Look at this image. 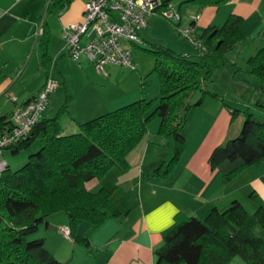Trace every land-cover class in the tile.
I'll return each mask as SVG.
<instances>
[{"label":"trees","instance_id":"1","mask_svg":"<svg viewBox=\"0 0 264 264\" xmlns=\"http://www.w3.org/2000/svg\"><path fill=\"white\" fill-rule=\"evenodd\" d=\"M71 1L49 3L46 12L59 14ZM184 1L203 8L220 7L230 0ZM171 3L172 0H160L156 14L162 15ZM243 21L241 15L231 13L220 26L204 28L195 39L205 49L197 48L193 55L150 42V48L144 49L154 54L152 71L160 83L155 106L153 100L143 96L78 122L79 131L69 134L62 133L59 121L68 110L69 94L53 117L42 114L29 134L8 149L18 153L37 140L40 148L29 155L23 166L11 169L8 165L0 176V264H64L45 246L44 239L35 235L51 214L65 213L71 239L85 247L89 246V235L78 233L81 223L87 222L96 229L110 218L127 215L138 183V178L129 184L122 180L130 170L127 155L147 133L153 118H159L157 134L161 143L156 157L142 164L141 177H167L187 146L184 131L189 112L207 95L225 101L207 85L215 70L229 61L227 52L243 41ZM48 39L49 30L43 28L41 64L49 73L54 60L48 51ZM247 63L249 69L245 73L254 79L247 83L258 92L253 105L257 111H264V47ZM236 67L234 72L241 70ZM196 93L199 95L193 100ZM239 112L231 109V118L235 119ZM243 112L245 117L236 135L231 136L230 132L209 156L212 169L224 161L242 162L225 179L264 161V117L254 116L249 109ZM8 117L0 116V126ZM171 138L172 154L168 151ZM95 178L99 181L97 189H88L87 182ZM174 219V226L161 233L163 242L155 250V264H230L236 256L245 264H264V238L256 230L259 227L264 231V206L248 212L239 200H232L224 208L212 207L204 217L180 212Z\"/></svg>","mask_w":264,"mask_h":264},{"label":"crops","instance_id":"2","mask_svg":"<svg viewBox=\"0 0 264 264\" xmlns=\"http://www.w3.org/2000/svg\"><path fill=\"white\" fill-rule=\"evenodd\" d=\"M57 1L59 0H0V116H9L16 108L31 100L43 87L49 75L58 80L54 72L60 74L65 91L71 96L72 102L70 101L67 111L74 102L75 95L70 89L68 70L57 64V69L50 70L49 73L45 70L46 68L39 67L32 89L18 92L19 96H14L15 101L9 99L14 90L13 87L24 75L20 66L25 59L38 51L41 61L40 37L43 28L49 30L48 51L52 57L53 36L51 25L46 19L48 13L46 9L49 3ZM86 1L72 0L61 13H53L58 17L57 23L62 32L64 26L83 20ZM187 5L186 22L193 30L192 34L195 38L199 37L207 26H220L229 14L235 13L244 18L242 30L247 37L243 43L252 40L250 44L252 51H249L251 52L248 53L249 57L259 48L264 47V0H230L220 7L200 8L195 3ZM152 17L142 28L145 32L149 24H152V20L150 21ZM182 20L181 14L178 24H182ZM141 37L148 42L162 43L154 38L150 39L151 37L148 36L147 38L142 31ZM59 53V57L67 55L65 51H59ZM248 54L241 53L240 59H237L232 52L227 54V57L232 63L238 64L242 72L249 69L240 64L242 56L246 59ZM77 62L79 63V65L76 64L77 69L84 72L87 78L98 73L87 59L81 58ZM243 75L249 78L247 73ZM108 86L106 90L110 92ZM214 92L222 96L225 101L222 102L218 98L207 95L200 105L189 112L188 126L185 129L186 149L167 177H154L150 180L141 177L142 164L156 157L158 145L161 143V137L157 134L159 125L148 128L141 141L128 153L130 170L122 176L124 184H129L133 178H138L137 190L130 200L131 210L127 215L106 220L96 229H91L90 224L81 223L78 233L89 235L88 247L74 242L73 239L65 238L59 232L60 226L68 225L67 215L62 212L51 214L38 226L35 235L41 232L40 236L44 239L45 246L57 259L65 262L64 264H155V250L163 242L159 227L165 223L170 211L168 207H161L166 201H170L179 208V213L197 217H204L212 207L224 208L232 200H239L248 212H254L259 206H264V161L240 169L229 179H225V175L241 166L240 160L224 161L215 169H212L209 163L213 148L221 144L232 132L234 119L231 118V109L240 110L239 114L244 113L245 108L250 110L258 92L253 88L248 98L241 96L237 91L233 94ZM116 95L101 97L99 101L106 108H112L118 104L122 106L142 96L145 97V90L141 93V90L137 88ZM227 100H230L233 106ZM94 109L85 107L77 111L78 113L73 115L76 127L78 122H82L83 118ZM239 127L240 124H237L234 133L239 131ZM168 145L170 149V143ZM149 213H152L148 219L154 229L151 232L145 223V217ZM43 224L45 228L41 230L40 227ZM46 229L49 231L47 232ZM60 235L74 244L65 245ZM235 259L237 258L234 257L231 263ZM236 261H239L236 264H245L244 261Z\"/></svg>","mask_w":264,"mask_h":264},{"label":"rangeland","instance_id":"3","mask_svg":"<svg viewBox=\"0 0 264 264\" xmlns=\"http://www.w3.org/2000/svg\"><path fill=\"white\" fill-rule=\"evenodd\" d=\"M188 3L189 2H186L184 0H172L171 4L173 8L176 11L180 12V14H182L183 22L182 24H179V26L175 25L179 21L173 20L174 23H171L163 15L155 14L153 15L154 17L150 19V21L152 20V24L151 23L149 24V27L147 28L148 29L147 32L141 29L142 33H144L146 37L147 36L151 37L150 39L154 38V40L156 39L157 41H162L163 44L160 43L162 45L167 46L171 44L173 47L171 45L170 46L177 53H183L189 55L195 54L197 51L196 45L192 41L187 39L184 35H182L179 31L180 28H190V26H188L186 22L188 18V12H187ZM153 18L155 19L153 20ZM46 19L51 25L52 36H53V40H52L53 49L51 51L54 61L51 63L50 70L57 69L56 64L59 67L68 70L69 85L71 87L70 89L72 94L74 93L75 95L74 102L69 108V111L62 114L59 120L61 125L63 126L62 129L63 134L75 133L79 131L78 127H76V121L74 120L73 115H75V113H78L77 111L82 110L85 107H91L92 109H94L95 107V109L92 113H89L88 116H85L83 118L84 120L82 121L89 120L93 117H97L103 113H106L117 107H120V105L118 104L116 106H112V108L111 107L106 108L105 106H103V103L99 101L101 97L104 98L110 95H111L110 97H112L118 93H122L128 90H135L139 88L141 90V93L143 90H145L146 99L153 100L154 106L158 103L160 96V83L157 74L152 71L155 63V57L152 52L147 50L148 48H150V42L146 40H141L140 43L132 46L131 49L132 62L135 64L136 69H130L129 67H124L116 64H107L105 66V69L108 70V72L110 73L109 77H103L101 74L96 73L92 77L90 76V78H87L84 72H81L80 70L77 69L76 64L79 65L77 61L73 60L68 55L59 57L60 55L59 51H65V40L62 34L63 32L59 29L60 27L58 26L57 23L58 21L57 15H53V13L48 12L46 15ZM246 37L247 36H245L244 34L243 41L245 40ZM243 41L237 47L227 52V54H232V52H234V57L240 59L241 53L242 54L251 53L249 51H252L250 48V44L252 40L250 42L245 41L246 43H243ZM249 55L250 54H248L246 59H243L244 56H242L243 61L241 60L240 62L241 65L247 68H249L248 63H246ZM235 64H233L229 60L228 62L224 63L219 68H217L215 72L212 74L211 80H209L208 82L207 85L208 89L211 91H220L223 94H228V93L233 94L234 92L237 91L241 96L248 98L250 96L251 91L253 90V87L247 84V81H250L252 79H250L251 77L248 78L246 75H243L246 74L245 70L242 72L241 70H237L234 72L235 67L238 65ZM39 67L45 68L41 64V61L39 60L38 51H36V54L34 53L32 56L29 55L25 59L23 64L20 66L21 70L24 71V75L22 76L20 81L16 83L15 86L13 87L14 90L12 92V95L10 94L9 96V99L11 101H12V97L19 96L18 92L22 93L32 89L34 83L36 82V77L38 76V73L36 72L38 71ZM54 74H56L55 76H57L58 78L59 86L56 90H54L49 94V99L47 104L48 106L46 107V110L44 111L43 114L44 116L47 117H53L57 113L59 107L65 101L67 94V92L65 91V86L63 85L62 82L63 80L62 77L58 72H54ZM233 75H235V77ZM107 86L109 87L110 92L106 90ZM198 95L199 93H196L193 97V100H195L198 97ZM227 101L228 103H230V105L233 106L230 100ZM235 107L239 108L240 106H235ZM245 110H247V108L243 109V111ZM255 110L256 109L252 104V107L250 109L251 113L257 117H264V111H255ZM244 117H245L244 113H240L235 116V119L232 122L231 136L236 135V133H234L235 132L234 129L237 126V124L242 123ZM158 125H159V118H153L149 123L148 128L149 127L154 128L157 127ZM71 126L73 128H70ZM169 143L171 146L168 151H170V153L172 154L174 148L172 138L170 139ZM40 145H41L40 141L37 140L31 145V147L27 149H22L18 153H13L10 149H5L3 151L2 156L7 160V163L11 169H17L23 166L27 162L29 155L36 152L40 148ZM98 184L99 181L98 179L95 178L87 182V187L90 190H96ZM62 214L65 213L62 212ZM83 223L89 225V223L87 222H83ZM40 228L41 230H43L45 228V225L44 224L41 225ZM50 228L53 229L54 227L53 228L50 227ZM256 230L258 234L264 238V231L259 227H256ZM46 231L48 232L49 229L48 230L46 229ZM40 235H42L41 232L37 234L36 237H41ZM60 238L61 241H64L63 243L68 246L69 245L72 246V244H74L75 242L74 241L69 243L67 239L65 240L62 236ZM236 258L237 259H235V261H233L231 264H236L239 262L236 260H240V262H243L241 257L236 256Z\"/></svg>","mask_w":264,"mask_h":264},{"label":"built area","instance_id":"4","mask_svg":"<svg viewBox=\"0 0 264 264\" xmlns=\"http://www.w3.org/2000/svg\"><path fill=\"white\" fill-rule=\"evenodd\" d=\"M160 0H87L83 20L63 28L65 53L75 61L81 58L91 62L96 71L108 77L107 64L136 69L132 62V45L140 43V30L147 25L150 16L156 14ZM165 18L180 21L181 14L173 6L161 13ZM180 33L203 51L205 47L195 39L191 28H180ZM59 86L58 80L49 75L39 92L24 105L16 108L0 126V176L8 163L3 151L18 144L30 132L45 111L49 94ZM15 101L16 98L12 97ZM59 232L71 239L68 225Z\"/></svg>","mask_w":264,"mask_h":264},{"label":"clouds","instance_id":"5","mask_svg":"<svg viewBox=\"0 0 264 264\" xmlns=\"http://www.w3.org/2000/svg\"><path fill=\"white\" fill-rule=\"evenodd\" d=\"M161 207H168L169 208V215L165 221L164 224H162L159 227V231H166L167 229L171 228L174 226L175 224V219L174 217L179 213L180 209L177 208L174 204H172L170 201H166L164 205H162ZM152 215V213H149L148 216L145 217V223L147 224L148 230L151 232L153 231V226L152 224L149 222L148 217H150Z\"/></svg>","mask_w":264,"mask_h":264}]
</instances>
